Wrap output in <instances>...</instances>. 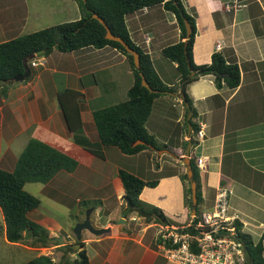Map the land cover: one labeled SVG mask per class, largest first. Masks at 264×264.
<instances>
[{"label":"crops","instance_id":"crops-1","mask_svg":"<svg viewBox=\"0 0 264 264\" xmlns=\"http://www.w3.org/2000/svg\"><path fill=\"white\" fill-rule=\"evenodd\" d=\"M181 1L187 13L193 15L195 19L193 62L197 65L210 63L211 54L219 52L226 61L234 60L239 69V82L233 88L227 87L223 82L220 87L216 86L213 74L200 75L185 86V92L191 103L190 116H193L192 123L195 131L201 124L204 125L203 137L197 140L196 145L191 143L190 146V157L195 155V148H200V153L194 158L195 161L201 158L203 164L201 168L197 167L201 194L200 206L202 211L212 208L218 187L231 189L227 212L229 215L236 216L237 221L241 223L242 231L256 243L264 231V0ZM77 11H79L78 7L74 8L68 21L79 18L80 14H77ZM27 19L28 11L26 10L24 19L20 22L21 25ZM125 22L131 40L150 56L160 79L167 82L169 86L177 83L178 75L169 69L170 65L175 68V62L171 61L172 64L168 65L160 54L164 46L180 40V31L174 14L165 10L162 5H156L126 15ZM13 28L16 27L6 24L1 31L4 33ZM217 44L219 49L216 48ZM75 51L77 55L73 53ZM54 52L57 53L55 54L59 63L52 64L50 71H48L49 67H46L32 73L27 80L17 84L13 82L0 99V140L10 143L21 135L26 142L29 138H37L47 144L50 143L49 145L52 144L50 141H54V137L79 141L80 143L74 144L81 146L83 160L80 163L77 161V166L70 172L69 178L80 181L83 179L81 182L88 181L89 178H105L99 184L95 182L97 186L95 188L100 190L107 186L112 187L108 197L114 193L118 205L115 209L119 212L118 215L114 214L112 217L107 213L104 203L108 198H103L100 207L95 209L98 214L101 211L107 213L102 215L96 213L99 219L97 228L109 229L106 238L110 240V244L125 238L117 235L116 225L121 222V218L130 213L128 211L123 214L121 211L126 204L122 197L124 190L118 177L120 168L143 180L157 179L155 186L142 188L138 196L140 204L157 207L170 225H187L192 215L184 203V184L180 174L186 170L181 157L185 153L186 146L184 147L183 143L187 141L188 128L185 133L180 128V124L183 122L185 124L188 111L179 105L182 103L186 108L179 97L180 92L163 93L154 99L145 127L159 145L164 144L166 147L154 152L156 154L154 156L157 157L154 166L151 163L152 159L143 155L144 152L128 155L134 161L131 168L133 170H131L129 165L126 168L120 160L107 154L106 148L109 146H101L103 158H100L87 151L86 145L81 141L89 139L94 141L91 146L98 145L91 114L92 110L105 106L94 107L96 104L91 106L89 100L97 98L103 90L97 85L94 77L92 83L84 88L80 71H83V74L88 72L90 75L93 71H108L112 68L114 70L116 66H122L124 70L122 74L112 72L113 75H109L110 79L106 84L108 87L105 86L104 94L124 96L133 83L126 56L110 46L80 48L70 51L69 53L73 55L68 58L63 57L66 52L56 49L48 55H53ZM90 59L92 64H89ZM81 64H83L82 67ZM55 73L63 74L61 88H54ZM45 75L49 78L53 89L46 87L50 84L44 81ZM65 88L79 93L76 101L80 107L82 126L75 132L67 130L56 98L57 92ZM85 97H88L89 103H86ZM170 99L171 102L168 103ZM9 120H14V124L9 125ZM174 129L177 130L176 133ZM195 131L191 130L190 137H194ZM9 150V144H7L6 150L0 153L1 156L4 155L0 156V161H14L15 157ZM149 175L156 176L150 178ZM42 220L34 219L45 226L49 237L61 238L60 235L63 234L62 239L66 241L65 243H74L58 222L51 219L45 222ZM100 240L101 238L94 239L95 242ZM262 241L264 248V240ZM155 242L156 239L150 246L156 247ZM85 245H88L86 239H84V247ZM162 245L157 246L161 249ZM117 246L120 252H124L122 243ZM141 247L144 253L147 248ZM111 248L113 245L110 250ZM110 252L112 251L103 254L98 250H90L88 264L95 256L98 259L103 258L104 264H111L108 262ZM150 254H153V251L148 254L149 261L146 264H169L163 257ZM139 260L140 257L137 260H131V263L127 261L129 263L125 264H141Z\"/></svg>","mask_w":264,"mask_h":264},{"label":"trees","instance_id":"trees-1","mask_svg":"<svg viewBox=\"0 0 264 264\" xmlns=\"http://www.w3.org/2000/svg\"><path fill=\"white\" fill-rule=\"evenodd\" d=\"M75 1L80 11L78 19L54 24L0 41V83L10 85L16 76L24 74V66L30 59V55L39 50L42 51V55L48 56L53 49L60 52H70L84 47L103 48L110 46L123 53L131 69L133 83L126 91V99L92 110L91 115L97 133L98 145L96 147L85 146L90 153L103 158L101 146H113L123 154L132 155L145 152L149 156L152 152L166 147L162 144L163 148H159L160 146L156 144L154 136L145 127L155 98L163 93L179 91L184 94L185 100L189 103V108H185V111H189L192 109L185 92V86L198 76L213 74L215 85L218 87L221 86L222 82L229 88L237 86L239 69L234 60L226 61L221 53L213 52L210 63L197 65L193 62L192 45L196 34L195 19L193 15L187 13L181 0ZM156 5H162L165 10L174 14L180 31L178 42L161 49L162 55L176 64L175 69L179 79L173 86L164 85L152 65L150 56L133 43L126 27V15ZM92 13L101 18L114 35L121 37L129 47L138 53L139 69L135 67L132 55L119 42L104 37V26L92 16ZM184 20H188L190 23L191 30L188 36H186ZM28 67L31 68V66ZM29 68L25 80L32 75ZM139 72L143 73L147 83L154 91H149L140 84ZM221 74H226L227 77L222 78ZM6 90L4 88L1 91L2 95L6 94ZM78 95V92L66 88L61 89L56 94L63 121L69 132H75L82 126L79 114L80 107L76 101ZM192 117L191 115L186 120L187 128L190 124L192 130L195 131ZM136 141L142 142L135 143ZM194 141L191 138L192 144ZM186 144L187 141H184L183 146L185 147ZM76 166L77 160L65 151L40 139L29 138L18 154L12 170L0 167V210L4 222V235L8 242L17 243L25 235L32 237L33 241L40 246L46 247L53 241L45 227L29 218L28 212L35 209L40 200L26 191L23 186L26 182L46 183L58 171L72 172ZM190 168L191 179L187 178L186 172L180 174V179L184 184V203L189 213L201 201L199 172L193 156L190 157ZM118 177L124 190L122 197L126 204V207L121 209L123 214L134 207H140L138 196L144 186L153 187L157 184V179L143 180L122 168L118 169ZM191 181L195 183L196 187L195 207L191 206ZM152 208V211H144L154 212L158 217H144L145 220L154 219L160 224L170 225L161 210L157 207ZM200 214L196 213L194 217H190L188 226L183 230L195 233L196 230L193 225L199 220ZM233 225L236 236L244 245L246 256L244 264H264L262 241L264 240V231L260 239L254 243L249 235L242 231L240 222L235 220ZM155 244L156 246L163 244L166 247L177 246V244H171V239H164L160 235L156 237ZM72 247L68 243L60 245L62 255L73 252ZM191 250L197 251L198 249L192 247ZM61 261L54 263L48 255H40L29 261L28 264H60ZM88 262L84 242H80L74 257L65 260V264H88Z\"/></svg>","mask_w":264,"mask_h":264},{"label":"rangeland","instance_id":"rangeland-1","mask_svg":"<svg viewBox=\"0 0 264 264\" xmlns=\"http://www.w3.org/2000/svg\"><path fill=\"white\" fill-rule=\"evenodd\" d=\"M73 1L75 2V5H73L74 3ZM77 7L78 4L76 3L75 0H11V1L0 0V41L13 38L19 35L27 34L29 32L39 30L54 24L66 22L72 16L71 13L73 14L74 8L77 9ZM26 10L28 11V19L23 25H21L20 22H22V20L24 19V11L26 12ZM77 14H80V11H77ZM6 24L14 25V27L16 28L9 29L7 30V32L3 33L1 31V28H5ZM55 53L56 52H54V54L50 56L49 55L44 56L42 54H39L36 57L31 58L28 62H30L31 60L37 62L36 67L32 66L31 68H29L31 73L39 72L42 69H45L46 67H49L48 71H50V69H52L50 68L52 64L59 63L58 58L56 59L57 53L56 54ZM73 53L76 54V51ZM73 53L66 52L65 56L63 57L66 58L72 57ZM160 54L162 55L161 52ZM162 57L168 63V65L172 64L168 58L164 57L163 55ZM42 58L45 60L43 64L39 63L42 61ZM80 63L82 62L80 61ZM90 63L92 64L91 59L89 61V64ZM82 66L83 64H81V67ZM165 66L167 67V65ZM169 67L172 73L178 75L173 65H170ZM112 69L108 71L107 70L105 71L101 70L97 72L93 71L92 74L90 73V75L88 74V72H85L83 74V71H80V74L82 73L81 81L84 84V88L92 83V78L94 77L95 80H97L98 83L97 85L103 90V92L99 94L97 98L95 99L91 98L89 100L91 106L96 104L94 107L96 106L101 107V106L118 103L120 102V100L122 101L126 99V94L124 96L106 95V93L104 94L106 90L105 86L107 84V81L110 79L109 75H113L112 72L122 74L124 71L123 67L120 65L116 66L114 70ZM53 76H54L53 79L54 88L55 87L61 88L63 74L55 73ZM43 79H45L44 81L46 83L50 84L47 75H45ZM163 83L164 85L169 86L167 82H163ZM10 84H13V82H11ZM14 84H17V81L14 80ZM9 86H10L9 84L0 83V99L3 96L1 91L4 90V88L5 89L9 88ZM46 87L48 89H53L51 84L47 85ZM107 87L108 86H106V88ZM84 99L86 103H89L88 97H85ZM81 100L83 101L82 98ZM170 102L171 99L170 101H168V103ZM179 105L180 107L182 106L183 109H185L182 103ZM9 121H10L8 123L9 125L14 124L13 123L14 120H9ZM180 125L182 131L186 133L187 122H185V124L183 122ZM175 129L174 131L176 133L177 130ZM81 141L86 146H91L93 145L92 142H94L89 139L81 140ZM25 142L26 139H24V137H21V135H19L18 139H14L10 143H7L6 140H2V139L0 140V153L6 150V145L9 144V149H10L9 152L15 157L14 161H5V162L0 161L1 168L6 170H12L15 160L18 154L23 149ZM50 142L52 143L51 146L66 151L71 156L72 155L75 156L74 158L79 163L82 162L83 157L80 152L81 146H79V144L78 145L74 144L75 142L80 143L79 141L75 140L74 142L70 138H68V140L67 139L64 140L61 137H54V141H50ZM155 142L158 146H160L159 148H163L162 145H159V142L157 140H155ZM196 143L197 140H195L193 144L196 145ZM96 146L97 145H95V147ZM106 151L108 152L107 154H109V156H112V158H117V160H120V162H122L126 166V168H128V165H129V169L132 168L134 164L133 158L131 157L129 158L128 155L127 156L122 155L113 146H109L108 148H106ZM152 153H153L152 156L149 155V157L152 159L151 163L154 166L157 161V157L154 156L156 155L154 152ZM194 153L195 155L193 154V158L198 153H200V148H195ZM143 155L148 156V154H146L145 152ZM120 157L121 159H119ZM69 174H70L69 171L60 170L56 174H54V176L46 183L26 182L23 188L40 200L39 205L35 209L30 211L28 216L32 220L43 219L42 220L43 222L47 221L48 219L55 220L62 226L63 230L69 234L70 239L72 241H76L75 235L73 234V229L81 221V219H83V217L87 212L89 213L90 223L96 227L99 224V219L96 217L97 212L95 209L97 207H100L101 200H103V198H108L104 203V205L108 210L107 213L109 214V216L114 217V214L118 215L119 212L115 209L118 205L114 193H112V195L108 197L112 187L107 186L100 190L95 188L97 187L95 185V182L99 184L103 180H105V178H99V177L95 179L89 178L88 181L85 180V182H81L83 181V179H81L80 181L78 179L69 178ZM82 174L79 175L82 176ZM149 176L150 178H153L156 175H149ZM139 206L143 210L152 211L153 209L150 205L139 204ZM195 211L197 214L202 212L200 203L195 208ZM107 213L101 211L99 212V214L97 213V215H102ZM116 227L118 229L117 232L119 233V234L117 233V235L123 236L125 238H123V240H117V243L115 244H110V240L106 238L107 232L102 233L100 235H94L90 233L87 229L81 230L80 242H84V239L87 240L88 245L87 246L85 245V248L87 250L88 256H90V250L92 249L96 251L98 250L100 253L103 254H106L107 251H112L110 252V260H108V262L111 264H125L129 262L131 263V260L132 261L134 259L137 260V258L139 257H140L139 261H141V264H146L149 261L147 259L148 254L150 253V251H153V254H150L151 256L158 255L159 257H163L165 261H168V259L164 256V252L162 251V249H159L158 246L156 247L150 246V244L152 245L154 243V240L158 235H160L162 232H166L164 225L156 222L153 219L145 220L144 217L139 216L138 214H136V212H130L127 216L123 217V220H121V222L117 224ZM62 236L64 235L61 234L60 237L62 238ZM97 238H101V240L95 242L94 239ZM66 239L69 238L66 237ZM65 242L66 241H64V243ZM119 243L120 244L122 243V247H124V252L122 251L120 252L117 249L118 247L117 245ZM60 245H61L60 243H58L53 239V241L50 242L48 246L46 247L40 246V244H36L33 241L32 237L26 235L22 238L21 241L17 243L8 242L5 239L4 222L0 210V264H28L29 261L37 258L40 255H48L49 257H51V261L54 263H58L60 260H62L60 264H63V259L64 260L71 259L72 257L75 256V252L79 249V245L74 244L73 252L68 253L67 256L66 255L63 256L60 249ZM100 245L102 248L100 247ZM112 245L113 248H111L110 250V247H112ZM141 246L147 248V250L144 253H142L143 249ZM168 262L169 264H174L173 262L170 261ZM90 264H104L103 258L98 259L95 256V258L94 257L91 258Z\"/></svg>","mask_w":264,"mask_h":264},{"label":"built area","instance_id":"built-area-1","mask_svg":"<svg viewBox=\"0 0 264 264\" xmlns=\"http://www.w3.org/2000/svg\"><path fill=\"white\" fill-rule=\"evenodd\" d=\"M219 49V44L216 45ZM45 60L39 63H44ZM31 66L37 62L30 61ZM204 135V125L194 132V140L201 139ZM197 167L203 166L202 159L195 161ZM231 189L218 187L214 195L211 209L202 211L199 220L193 225L195 233L188 232L184 226L164 225L165 231L160 234L164 239H171V244L177 246L161 249L168 261L174 264H244L246 261L244 245L236 236L233 222L237 220L235 215H229V195ZM195 216V215H194ZM192 216V217H194ZM183 230V231H179ZM194 247L197 251L191 250Z\"/></svg>","mask_w":264,"mask_h":264},{"label":"water","instance_id":"water-1","mask_svg":"<svg viewBox=\"0 0 264 264\" xmlns=\"http://www.w3.org/2000/svg\"><path fill=\"white\" fill-rule=\"evenodd\" d=\"M92 16L96 19L99 20V22L104 26L105 28V34H104V37L106 39H110V40H114V41H117L119 42L123 47L124 49L130 53L132 55V58H133V63L135 65V67L137 69L140 68V63H139V55L138 53L133 50L131 47H129L126 42L119 36L117 35H114L109 27L105 24V22L99 18L95 13H92ZM184 27H185V30H186V36L189 35L190 33V30H191V27H190V23L188 22V20H184ZM42 51H37L35 52L34 54H31L30 55V58H34L36 57L37 55L41 54ZM26 62V61H25ZM25 68V73L22 74V75H19V76H16L15 77V81H24L26 79V77L28 76V66H27V63L25 64L24 66ZM139 75H140V84L144 87H146L149 91H154L150 86L149 84L147 83L144 75L142 72H139ZM221 77L222 78H225L227 77L226 74H221ZM179 97L183 100V103L185 105L186 108H189V103L185 100V96L184 94L180 93L179 94ZM190 110L188 111V116L187 118L190 117ZM191 125L188 124V131H187V144H186V147H185V153L184 155L181 157L182 159V162L183 164L186 166V175H187V178L191 179V168H190V146H191V139H190V132H191ZM142 141H136L135 143H141ZM157 151H160V150H157ZM196 187H195V183L193 181H191V206L192 207H195L196 205ZM131 212H136L139 216L141 217H158L154 212H146L144 210H142L141 208L139 207H134L132 209H130ZM196 214V211L195 209H192L191 212H190V215L194 216ZM121 220H123V218H121ZM82 229H87L90 233L94 234V235H100L104 232H107L109 229L108 228H97V227H94L90 221H89V213L87 212L84 216V219L82 221H80L73 229V234L75 235V239H76V244L77 245H80L79 241H80V238H81V230ZM53 239L55 241H57L58 243L60 244H64V240L62 238H59V237H53ZM68 255V253L66 254V256ZM65 260L63 259V264H64Z\"/></svg>","mask_w":264,"mask_h":264},{"label":"clouds","instance_id":"clouds-1","mask_svg":"<svg viewBox=\"0 0 264 264\" xmlns=\"http://www.w3.org/2000/svg\"><path fill=\"white\" fill-rule=\"evenodd\" d=\"M30 59H31V58H30ZM30 59H29V60H30ZM29 60H28V61H29ZM28 61H27V66H31V65H30V62H28ZM31 67H32V66H31ZM33 67H35V66H33ZM28 68H29V67H28ZM190 139H191V137H190ZM195 164H196V163H195ZM196 166H197V165H196ZM129 211H130V210H129ZM130 212H131V211H130ZM136 214H137V213H136ZM2 218H3V217H2ZM52 238H53V237H52ZM64 244H65V243H64ZM61 245H63V244H61Z\"/></svg>","mask_w":264,"mask_h":264},{"label":"flooded vegetation","instance_id":"flooded-vegetation-1","mask_svg":"<svg viewBox=\"0 0 264 264\" xmlns=\"http://www.w3.org/2000/svg\"><path fill=\"white\" fill-rule=\"evenodd\" d=\"M79 243H80V241H79ZM68 244H71V245H72V244H76V241H74V243H68ZM79 246H80V245H79ZM72 248H73V247H72Z\"/></svg>","mask_w":264,"mask_h":264}]
</instances>
